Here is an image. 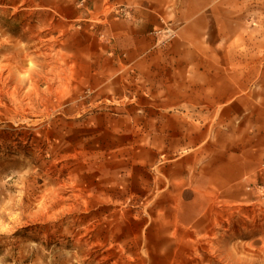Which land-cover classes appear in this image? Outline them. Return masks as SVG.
I'll use <instances>...</instances> for the list:
<instances>
[{
	"label": "rangeland",
	"instance_id": "rangeland-1",
	"mask_svg": "<svg viewBox=\"0 0 264 264\" xmlns=\"http://www.w3.org/2000/svg\"><path fill=\"white\" fill-rule=\"evenodd\" d=\"M177 2L0 0V264H264V152L195 154L193 108L168 104L178 27L149 5ZM205 2L237 52L218 68L264 82V0L180 8ZM144 5L146 41L120 34Z\"/></svg>",
	"mask_w": 264,
	"mask_h": 264
},
{
	"label": "crops",
	"instance_id": "crops-1",
	"mask_svg": "<svg viewBox=\"0 0 264 264\" xmlns=\"http://www.w3.org/2000/svg\"><path fill=\"white\" fill-rule=\"evenodd\" d=\"M152 3L149 6L153 11L162 10L161 17L173 20L178 27L176 32L177 48L168 51L169 67L174 70L169 73L168 88L180 91V97L168 104H180L183 108H193L194 122H199L198 129L194 127V136L196 137L197 131L203 136V140L194 144L193 152L208 155L211 153L227 154L230 149H252L258 153L264 152V82L263 80L256 82L235 80L234 73H238V71H235L232 61L229 66L231 78L225 77V72L218 68L222 67L221 59L223 57L228 58L231 55L230 58H232L237 55V52L217 49L219 43L221 45L233 36L225 34L222 28L213 24L211 14L207 18L205 11L211 10V5L206 2L185 3L180 8V0L173 5L170 3L152 5ZM149 6L144 5V12L140 15H135L132 12L128 21H121L120 26L129 24L134 29L127 31L121 29L119 33L129 35L130 39L131 35H134L136 40L141 38L146 41L148 31L155 20L154 14L149 12ZM180 10L183 12L180 13ZM192 16L193 18H190ZM180 23H182L181 26ZM180 36L186 41L194 42L193 49L187 51L190 54L188 57L183 53L180 54ZM207 40L212 44L211 48L201 49L202 43ZM260 52H264V46L258 48L257 56ZM244 55L246 54H240L241 57ZM129 58H135L136 61L142 56L135 50L129 52ZM242 67L244 66L236 64V68H241L239 72ZM260 72L263 73V66L259 67V62H257L256 74L259 75ZM236 90L244 91L243 96L238 97V94L234 93ZM249 90L252 91L250 95L246 93ZM182 115V120H184L185 115L183 113ZM235 119L240 122L238 130L217 129V122L227 124L232 123ZM204 121H208L209 124L202 130L201 123ZM213 121L215 124L212 123ZM250 122L256 123L255 130L251 133L248 132ZM210 161L209 157L206 162L207 167L214 169L215 166H212ZM220 167L225 166L221 165Z\"/></svg>",
	"mask_w": 264,
	"mask_h": 264
}]
</instances>
